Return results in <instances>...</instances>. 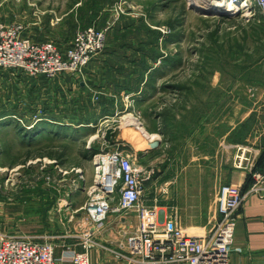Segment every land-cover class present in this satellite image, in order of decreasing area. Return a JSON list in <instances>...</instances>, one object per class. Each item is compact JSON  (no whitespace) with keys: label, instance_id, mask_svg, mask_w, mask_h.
I'll return each instance as SVG.
<instances>
[{"label":"rangeland","instance_id":"374dc122","mask_svg":"<svg viewBox=\"0 0 264 264\" xmlns=\"http://www.w3.org/2000/svg\"><path fill=\"white\" fill-rule=\"evenodd\" d=\"M0 22L22 25V38L50 44L62 58L78 34L103 32V47L92 58L138 60L128 66L137 75L130 71L122 79L129 88L143 87L127 100L118 91L123 112L113 119L83 113L82 120L75 74L57 75L71 84L62 79L46 94L30 85L38 79L0 69V232L46 236L56 257L63 245L77 244V215L86 222L78 210L86 200L83 190H75L79 176L90 182L95 153L136 158V126L146 118L166 138H207L208 205L168 210L185 233L206 234L215 221L218 188L237 184V170L254 169L248 140L264 142V18L258 8L201 13L189 0H0ZM125 114L133 118H121ZM88 120L97 128L72 125ZM71 130L79 131L65 134ZM123 136L134 144H122ZM162 148L168 158V145ZM161 183L153 176L149 185L164 187L166 196L170 185Z\"/></svg>","mask_w":264,"mask_h":264},{"label":"built area","instance_id":"2783aa9c","mask_svg":"<svg viewBox=\"0 0 264 264\" xmlns=\"http://www.w3.org/2000/svg\"><path fill=\"white\" fill-rule=\"evenodd\" d=\"M236 1H239V8L234 12L247 13L257 7L264 18V0ZM22 29L20 24L0 22V69H16L30 78L50 81L63 73L77 74L103 47V32L89 29L77 35L75 46L68 50L66 58H62L50 44H36L22 38ZM92 164L90 182L87 184L86 178L80 175L75 185V190H83L86 196L78 209L86 219L77 224L80 230L76 235L77 245L81 249L63 245L57 258L55 243L46 236L0 232V264H90L89 250L97 244L94 236L110 213L116 217L133 214L136 219L125 245H121L125 253H116L128 263L229 264L235 214L249 192L264 194V173L259 172L252 174L253 183L245 192L240 184L220 186L213 225L204 235H189L175 216L160 218L154 205L144 203L145 185L155 175L151 164H143L137 157L120 151L95 153Z\"/></svg>","mask_w":264,"mask_h":264},{"label":"crops","instance_id":"0c3cea01","mask_svg":"<svg viewBox=\"0 0 264 264\" xmlns=\"http://www.w3.org/2000/svg\"><path fill=\"white\" fill-rule=\"evenodd\" d=\"M117 64L124 66L118 67ZM139 64L141 63L136 59L92 58L81 72L75 74L76 82L72 83V88H74L75 93H78L81 99L76 110L80 116H84V118H80L82 120L85 119L83 113H86V115L94 113L99 115V119L103 122V120L113 119L112 114L123 112L122 110L119 111L115 96L118 95L120 89L123 90L121 94L125 96L126 100L141 93L142 86L139 87L137 85L134 88H129L127 81L122 79L124 73L128 74L130 71L131 76L137 75L136 70L128 66ZM147 73L149 72L147 71ZM142 77H145L144 74ZM62 79H65L63 81H69L64 83L71 84V78H60L58 76L50 81L38 79L39 81L37 82L33 80L34 82L30 85L35 86L38 89L36 91L47 94ZM76 85H78V90L75 89ZM31 89L33 90L34 88L31 87ZM85 97L86 100H84ZM127 102L129 103V101ZM128 103H125L123 107L126 109L131 107ZM42 106L45 107L44 104ZM248 113L251 114L252 110H249ZM59 121V119H56L53 122H57L60 125L64 124ZM67 125L69 126L70 124L68 123ZM72 125L75 128H82L84 130L87 127H90L87 128L89 130L97 128V124L93 125L89 120L86 123L79 121L78 124ZM136 129L137 137L135 144L138 161L140 160L143 164H151L149 162L153 160L152 166L155 168L154 178L156 184L162 182L161 185H170L169 194L162 196L161 193L166 194L167 192L166 189H164L166 192L162 191L164 187H158V185L150 186L147 183L144 190L145 195L143 196L144 203L146 205H154L159 210L160 218L165 217V219L174 217L170 213L168 214V210L173 208L191 209L202 208L203 205L207 206L209 159L207 138L203 136L198 137L191 133L180 138L167 136V139L164 136V132L156 134V129L150 128V124L146 118L138 122ZM77 131H66L65 134L73 132L74 135ZM162 137L164 138L162 139ZM120 141L122 144H134V141L132 142L128 136L121 137ZM248 141V147L253 152L254 169L248 174L243 170H237L239 171V176L235 179L237 184H241L242 187L245 185L246 188V185H248L246 190L253 183L252 172L259 171L260 173H264V142L260 144L256 139H249ZM167 145L169 157L165 158V149L162 146ZM165 171L168 173L167 175H165ZM146 189L149 190L146 191ZM77 217H79V221H83V217L80 214ZM216 217L215 207L213 220ZM135 225L136 219L133 214L124 217H116L113 213L108 214L100 231L94 236L97 244L89 250L90 264H135L128 263L123 258L116 256L117 252L125 253V249L122 246L125 245L127 236L133 231ZM196 236L199 235L196 234ZM73 247L76 250L81 249L77 244L73 245ZM230 247L229 264H264V194L261 192H249L237 210Z\"/></svg>","mask_w":264,"mask_h":264},{"label":"bare ground","instance_id":"6f19581e","mask_svg":"<svg viewBox=\"0 0 264 264\" xmlns=\"http://www.w3.org/2000/svg\"><path fill=\"white\" fill-rule=\"evenodd\" d=\"M189 2L197 9L205 12H233L239 8V1L236 0H189ZM225 9V10H224ZM121 118H133L130 114H125ZM133 121V120H132Z\"/></svg>","mask_w":264,"mask_h":264},{"label":"trees","instance_id":"16d2710c","mask_svg":"<svg viewBox=\"0 0 264 264\" xmlns=\"http://www.w3.org/2000/svg\"><path fill=\"white\" fill-rule=\"evenodd\" d=\"M30 80L33 81V79H30ZM243 186H244V187H242V189H243V191H244V190H246V188H247L248 185H246V188H245V185H243Z\"/></svg>","mask_w":264,"mask_h":264},{"label":"water","instance_id":"95a60500","mask_svg":"<svg viewBox=\"0 0 264 264\" xmlns=\"http://www.w3.org/2000/svg\"><path fill=\"white\" fill-rule=\"evenodd\" d=\"M198 11H199V12H201V13H204V11H203V10H199V9H198Z\"/></svg>","mask_w":264,"mask_h":264}]
</instances>
